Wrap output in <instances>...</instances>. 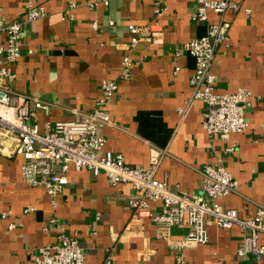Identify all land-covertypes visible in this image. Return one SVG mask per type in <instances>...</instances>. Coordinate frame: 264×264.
I'll use <instances>...</instances> for the list:
<instances>
[{
    "label": "crops",
    "instance_id": "1",
    "mask_svg": "<svg viewBox=\"0 0 264 264\" xmlns=\"http://www.w3.org/2000/svg\"><path fill=\"white\" fill-rule=\"evenodd\" d=\"M34 1L44 5L46 15L24 21L22 53L11 65L14 77L2 81L48 102V108L31 105L30 120L41 130L47 121L81 118L94 107L100 80L117 79L106 105L111 122L100 127L103 148L121 152L134 166L148 165L151 146L164 149L155 176L191 196L204 193V165L221 161L238 181L221 204L242 216L264 205V0H237L238 10L223 13L228 40L216 53L214 88L251 91L244 108L246 128L224 139L204 130L202 99H189L195 61L184 42L204 34L208 23L192 17L196 0H109L93 6L85 0ZM26 7L24 0H0V15L18 19ZM218 18L208 10L210 22ZM129 23L147 27L130 46ZM125 53L132 64L122 77ZM16 140V133L0 124V264H33L35 247L54 241L61 230L79 239L90 264H103L109 254V264H264V254L237 253L243 233L237 225L210 224L206 242L171 248L155 234L151 219L131 220L127 199L139 189L130 182L112 183L102 171L70 165L53 205L42 184L25 180ZM232 144L234 150L227 151ZM151 204L157 208L160 202ZM27 205L33 209L24 213ZM187 230L186 224L171 225L168 237L178 240ZM259 241L264 243V232Z\"/></svg>",
    "mask_w": 264,
    "mask_h": 264
},
{
    "label": "built area",
    "instance_id": "2",
    "mask_svg": "<svg viewBox=\"0 0 264 264\" xmlns=\"http://www.w3.org/2000/svg\"><path fill=\"white\" fill-rule=\"evenodd\" d=\"M24 1L27 7L22 17L6 20L0 15V106L11 109L10 117L0 114V124L16 133L15 151L24 158L21 172L25 180L32 185L42 184L51 196L52 204L56 205L55 195L67 183L70 165L76 169L86 167L95 174L102 171L112 183L130 182L139 189V194L127 199L132 208L131 220L143 222L147 218L151 219L156 225L155 234L166 238L171 248L206 242L207 226L210 224L224 228L237 225L243 232L237 253L261 257L264 254V243L259 241V237L264 232V205H258L253 215L242 216L236 208L221 204V197L233 191L238 183L221 161L204 165V193L191 196L170 189L165 180L155 176L164 149L151 146L148 165L134 166L125 161L121 152L103 148L105 137L100 132V127L111 122L106 105L117 89V79L103 77L100 80L101 92L94 107L79 119L57 120L53 123L47 121L43 130L30 120L31 105L48 108V102L17 92L2 81L4 78L14 77L11 65L22 53L24 21L46 15L44 5L34 0ZM196 2L192 17L208 23L204 34L184 42L185 50L195 61V68L190 76L189 99H202L205 104L204 130L224 139L231 133L243 131L248 124L244 108L251 94L250 89L238 86L232 91L218 92L214 88L215 75L212 70L217 50L228 40L223 13L227 9L238 10L240 3L237 0ZM85 3L89 6L96 3L107 5L109 0H85ZM209 9L219 15L217 21L208 20ZM65 14L70 16L67 10ZM92 25L98 26L96 21ZM146 28L134 23L128 24L131 32L129 46L135 43ZM32 50L28 48V53ZM131 64L130 54L125 53L120 64L122 77L129 75ZM178 109L184 111V108ZM225 149L232 152L234 145ZM152 201H159V206L153 207ZM32 209V205H27L23 212ZM179 224H186L187 232L178 240L170 239L167 228ZM8 226L12 228L14 225L10 222ZM182 256V253L178 254L177 263L182 262ZM32 257L33 264H90L79 239L64 230L57 233L54 241L35 247ZM110 261L109 254L103 264H109Z\"/></svg>",
    "mask_w": 264,
    "mask_h": 264
},
{
    "label": "bare ground",
    "instance_id": "3",
    "mask_svg": "<svg viewBox=\"0 0 264 264\" xmlns=\"http://www.w3.org/2000/svg\"><path fill=\"white\" fill-rule=\"evenodd\" d=\"M0 114L10 117L11 116V109L4 107V106H0Z\"/></svg>",
    "mask_w": 264,
    "mask_h": 264
},
{
    "label": "rangeland",
    "instance_id": "4",
    "mask_svg": "<svg viewBox=\"0 0 264 264\" xmlns=\"http://www.w3.org/2000/svg\"><path fill=\"white\" fill-rule=\"evenodd\" d=\"M2 125V124H1Z\"/></svg>",
    "mask_w": 264,
    "mask_h": 264
}]
</instances>
